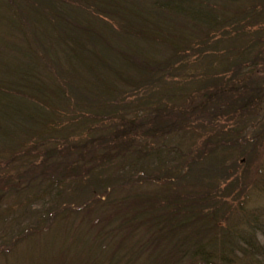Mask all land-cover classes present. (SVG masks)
<instances>
[{"label":"rangeland","instance_id":"1","mask_svg":"<svg viewBox=\"0 0 264 264\" xmlns=\"http://www.w3.org/2000/svg\"><path fill=\"white\" fill-rule=\"evenodd\" d=\"M223 2L226 0L216 1L226 5ZM4 6L0 0V79L6 77V67H18L25 61L34 67L30 84L19 77L13 78V83H0V116H6L7 106L8 113L15 112L0 120V264H177L181 261L174 256L173 247L183 240L188 248L208 243L209 264H224L223 259L230 264H264V100L261 109L246 110L244 115L223 101L216 117H211L209 110L199 118L184 117L182 125L169 132L137 137V144L126 155L111 146L112 150H106L111 154L106 156L101 143V136L119 126L116 122L121 116L130 119L138 114L143 120L157 110L184 102L186 95L197 94L212 80H232L253 70V77L263 84L264 0H244L235 6L227 2L239 9L242 18L231 22L228 30L221 28L209 36L202 35L206 27L188 18L185 22L164 17L172 32L184 30L204 43L178 55L158 41H143L133 31L127 32L128 27L121 29L119 23L113 25L102 15L88 13L99 30H107V22L116 30L111 44L118 50L103 40L88 42L79 59L66 57L68 53L62 52L60 45L54 54L52 45L51 55L57 63L37 40L49 41L45 16L24 4L12 15ZM85 9H75L82 19L90 11ZM14 22L18 29L21 26L16 35H23V40L9 34ZM140 22L144 20L134 23ZM7 33L17 42L3 50L5 40L1 38H8ZM22 46L32 49L24 58ZM144 47L167 61L147 73L137 70L142 69L138 66L142 57L137 54H142ZM88 63L95 64L104 80L114 86L112 96L105 95L102 82L86 71ZM115 70L133 80L135 77V83L118 80ZM33 85L63 92L66 98L51 104L52 108L38 99L34 102L26 92H35ZM37 104L41 107L36 106L37 114L28 116L27 108ZM211 106L210 110L215 109ZM166 121L165 115L159 124ZM27 127L29 131H25ZM87 141L90 159L81 160L75 172L72 167L57 168L56 160L67 166L86 149L76 145ZM203 150L206 155L199 159ZM29 167L36 170L20 178ZM191 185L202 197L212 195L219 201L220 210L212 216L219 221L216 230L206 229L207 235L171 229L170 224L159 228L157 222L166 220L171 211L168 196L179 202L182 196L176 186ZM215 185H219L218 191L211 188ZM136 201H144L140 204L149 205V209L137 212ZM247 230L252 232L250 260L237 250L245 243L239 240L237 245L232 238L235 231ZM224 238L232 250L229 255L219 249L218 240Z\"/></svg>","mask_w":264,"mask_h":264},{"label":"trees","instance_id":"2","mask_svg":"<svg viewBox=\"0 0 264 264\" xmlns=\"http://www.w3.org/2000/svg\"><path fill=\"white\" fill-rule=\"evenodd\" d=\"M3 1L5 3V11L12 13V15H17L19 12L18 7L24 4L25 7L28 6L30 10H35V12L45 16L47 20L46 24L48 25L47 29H50V33L48 32L45 35L47 38H49V41H43L40 37H38L37 40L41 42V44H39L41 47H46H43L45 50H43V48L42 50L48 55L49 59L52 60L53 58H55H52L51 55L52 45L54 46L52 48V52L54 54L55 52H57V49H59L60 45L62 46L61 51L68 53L66 54V57L74 56L79 59L83 58V56L80 55V52L81 50L84 51L87 49L86 47H88V42L97 44L98 41L102 42L103 40L104 44H108L112 49L118 50V47L116 48L115 45L113 46L111 44V39L115 40L116 38V30L111 28L108 22L106 23L107 25H105L107 30H99L97 26H95V22L91 20L94 19V17H92L91 15H102L104 19L110 21V23L112 22L113 25L119 23L121 29L128 27L130 30L126 28L127 32L133 31V33L139 35V37L143 41H158L164 44V46L173 50L172 53H176L177 55L180 52H188V50L192 49L195 45H199L200 43L204 45V43L198 41V38H196L195 35L188 32L186 33L184 30H178L177 33L172 32L170 27H168V25L164 22V17L169 18L170 16H173V18H171L173 20H177V17H179L181 19H184L185 22H188V20H190L197 24L199 23L200 25L206 27L204 29L205 33H202V35L209 36L211 33H217L221 28L228 30L227 27L231 25V22L233 24L234 21L242 18V13L239 11V9H233L227 6V2L235 6V3H242L244 0H226V2H223L226 5L217 4V0H19L21 1V4H18L17 0ZM80 7H86L87 11L90 10L85 15H87L88 13L91 15L84 16V19H82V17L78 15V12L75 11L76 8L80 9ZM24 10L27 11L25 8ZM95 18V20H97V17ZM137 20H144V22L134 23ZM9 28L13 29L12 32L9 29V34H13L15 36L13 37V39H24L23 35V37H18V34L16 35V33H18L17 31H21L22 29L21 26L18 29L17 22H14L13 25ZM30 29L33 28L30 26ZM187 29L190 31H196V29L193 27H187ZM181 32L183 34H181ZM9 34L7 33L8 38H1L5 40L3 42V50L9 49V47H13V45L17 42V40L12 41V38H10ZM10 44L12 46H10ZM21 45L22 44H20V46ZM47 47H49L50 49H47ZM20 48V50L23 49V58L26 56L27 51L32 52V49H27L28 47L26 48V46L25 48L23 46ZM144 49V52H141L142 54H137L135 52V54L142 57V60L140 59L141 63L140 65H138L142 69H137L133 64V61L131 60L130 62L128 60L129 64L133 68L141 70L143 73H147L154 67L156 68L158 67V65H161L162 63H165L167 61L166 59L164 62H162V60L164 59H158L150 54L148 49H146L145 47ZM55 59H53V62L57 63L58 61H56ZM262 59H264V57ZM240 66L242 65L240 64ZM33 67L34 66L30 62L26 61L18 67H16L15 65H13L11 68L6 67V71L3 72L6 77H4V80L0 79V83H5L4 81L13 83V78L19 77L20 80H22L25 84H30L29 79L32 74L31 71ZM239 67L237 68V70H240ZM85 68L86 71L90 72L92 76H95V78H97L100 83L102 82V89H104L105 95H108V97H110L115 93V90L113 89L114 86L109 85V83L104 80L105 76L101 75V72L98 71L95 64L88 63ZM112 69L114 68H111V70ZM244 72L245 76L244 74L243 76L238 75L236 79H220L219 81L212 80L209 84L205 85L206 89L204 88L194 95H186V98H183L185 99L184 102L182 101V103H179L173 108H169V106L168 109L165 108L162 111L157 110L153 112L154 114H150L151 116L143 120L138 116V114L130 119H126V117L121 116L116 122L119 123V126L116 125L115 131L108 132L109 134L101 136V143L104 144L105 147L104 151L106 152V150H112L111 146H116V151H118L120 155H126L127 153H129L132 146L135 143L137 144V137L145 138L146 136L150 135L154 137L158 134L169 132L170 130H172L171 128H175L179 124L182 125L181 123L183 122H181V119L184 120V117L191 118L193 115H195V117L199 118L205 113V111L208 110L209 113H211V117H216L222 104L234 108V110H239L240 115H244L246 113V110L248 112H251V109H261L260 104L264 100V82L263 84H261V82L258 83L257 79L259 80V78L255 79L253 77V70H250L249 74L247 71ZM114 73H118L115 75L120 81L129 84L131 82L135 83L136 78L134 77L133 80L131 78L132 76H127V74H124L123 71L115 70ZM32 87L34 88L35 92H26L29 94V96H32L31 98H33V101L35 102L38 99L40 103L47 105L49 104V107L51 108V104H58L60 102H63L64 98H66V94H64L63 92L58 94L57 91L54 90L48 91L47 89L45 90L44 88H39L34 85ZM237 91L240 92L234 95V93ZM223 101L224 103H222ZM211 105H213L215 109L210 110V108L212 107ZM36 106L39 107L40 105L38 106L37 104L34 106H29V108H27V110H29L28 116L30 115V117H33L32 113L37 114V109H35ZM7 109L8 106L4 111L6 116L10 117L11 114H15L13 110H9L8 113ZM182 109H185L186 113H181L180 111H182ZM49 110V113L54 112L53 109ZM230 112L231 111L227 112L228 116L231 115ZM165 115L167 117V121L163 122L164 124L162 126L161 124H159V119L164 120ZM6 116L1 115L0 120L4 119L1 117ZM0 126H2V124H0ZM29 129L30 128L27 127L25 131H29ZM42 131L43 129L41 130V132ZM114 141H116V145L113 143ZM88 144L90 146V142L87 141L78 143L76 145V147L78 148L82 147L86 149L80 150L77 155L78 157H76L73 162H69L67 166L65 164L63 165V163H61V160H56L54 164L57 166V168L59 167L60 169H69L70 167H72L73 171L75 172V169L77 168V165L81 160H86L87 158L90 159V156L87 157V153L91 152ZM210 145L211 143L209 142V146H206L207 151L210 150ZM110 154L111 153L109 151L105 153L106 156ZM203 155H206L204 150L202 151V153L197 155V157H199L200 159ZM32 170H36V168L33 169L32 167H29L28 169L22 171L19 174L20 178L23 175L25 177ZM211 188L216 189L217 191L220 189L219 185H215ZM175 191L181 194L182 199H179V202H174L173 198L168 196V199L166 200L167 204L171 205L170 209L172 212L170 211L168 213L169 216L164 217L166 218V220L160 221L159 223L157 222L159 228H168V225L170 224V226L172 227L171 229H178L180 231L189 229V231H193L195 234H199L204 231V234L208 235V230L214 232L216 230V226L219 225V221H217L215 217L212 216L218 214L220 210L219 201L214 200V197L212 195H207L208 197H202V192L196 191L195 185L187 186L186 188H184L183 186H179V189H177L176 186ZM187 193L189 195V198L186 197ZM136 202V204H139L137 212H146L149 209V205L145 206V204H140L144 201ZM154 208H156L155 204ZM155 213L158 212L156 211ZM223 217L227 218L226 216ZM196 225H199V227H195ZM259 229L263 230L262 228H260V226ZM235 232L236 233H234L232 238H234L236 244L240 240L246 245L245 247H239L237 250L242 253V257L244 259L250 260L251 257H253V253H251L252 251L249 250L251 249L249 245L251 244L250 237L252 232L248 233V230L246 231V233L243 231ZM231 236L232 235H229L230 238ZM225 239L226 238L218 240V243L221 245L219 249L221 250V252L229 255L230 252L228 251L232 250L229 249V243L228 246L226 243L224 244ZM185 243L186 240H183L175 244V246L173 247L175 248L174 251H176L174 256H176L177 260L180 259L181 261L177 264L186 262H188L187 264L210 263V252L207 246L209 245L208 243H200L198 248H192L194 244H191L193 245L192 247L190 246L191 248H188V246L184 247ZM186 259L188 261H185ZM223 261L224 264H230V261H226L225 259H223Z\"/></svg>","mask_w":264,"mask_h":264}]
</instances>
